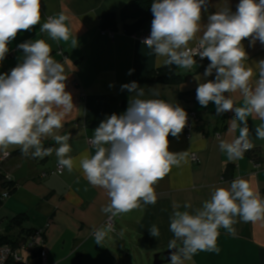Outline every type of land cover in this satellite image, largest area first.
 <instances>
[{
    "label": "crops",
    "instance_id": "1",
    "mask_svg": "<svg viewBox=\"0 0 264 264\" xmlns=\"http://www.w3.org/2000/svg\"><path fill=\"white\" fill-rule=\"evenodd\" d=\"M131 1L135 0H41V24L49 16L65 15L71 38L78 41L77 46L72 48L71 38L68 42L52 40L40 31V25H36L30 31L19 32L8 45L5 59L0 61V74L10 73L23 60L19 44L35 39L49 43L52 57L63 65L68 75L66 91L72 94L77 108L66 116L64 126L56 130V134L70 135L72 150L69 155L73 158L85 151L94 154V148L87 144L94 129L112 114L126 112L135 93L127 89L122 91L124 84L135 81L144 89L142 99H164L181 106L188 116L196 114L191 120L189 136L185 126L178 138L168 137L169 151L187 154L154 185L157 202L154 205L141 203L136 209L116 215L114 230L107 231L102 245L95 243L93 234L98 228L105 229L108 214L101 209L109 200L104 189L92 186L85 179L78 160L72 172L63 168L58 174L54 151L43 158H33L30 153L24 155L14 146L0 151V156L10 153L1 164L0 175L7 174L13 179L10 186L0 181V192H4L5 187L12 188L11 195L0 205V238L22 241L28 232L49 225L45 233L48 264H153L155 255L163 259L170 250L168 244L173 234L169 225L174 204H180L181 211L194 212L202 207L203 201L210 199L215 188L228 187L236 178L246 179L253 190L264 197V169L259 172L253 169L254 159H264V140L255 136V127L261 121L249 117L253 152L242 159L229 160L221 152L219 141H230L239 135L238 130L229 133V120L234 112L217 114L214 103L203 107L196 99L198 83L215 79V72L212 76L203 75L210 61L207 58H204L205 63L198 60L191 70L177 67L175 72L182 75L180 80L172 84L160 82L155 74L166 66H158L156 55L137 37L151 32L152 21L139 32L128 34L119 20L120 11ZM221 2L209 0L202 16L203 24H207V16L214 13ZM226 2L235 12L239 0ZM109 14H116L118 18L114 38L107 34L112 29L103 28V18ZM242 43L248 57L245 64L253 67L255 80L258 78L255 63L264 59V45L258 40L250 44L249 39ZM60 50L66 56L63 63ZM200 63L205 66L200 67ZM129 70H134L131 75ZM196 75L201 76L199 82L194 78ZM153 90L158 95H152ZM232 96L239 106L242 103L240 94ZM42 144L45 148L59 147L51 137L43 139ZM192 154L198 156V162L191 161ZM185 202L192 207L184 209ZM236 220L235 234L230 235L220 228L218 254L199 252L188 264H264V219L246 223L238 217ZM153 224L159 228V237L149 233Z\"/></svg>",
    "mask_w": 264,
    "mask_h": 264
},
{
    "label": "clouds",
    "instance_id": "2",
    "mask_svg": "<svg viewBox=\"0 0 264 264\" xmlns=\"http://www.w3.org/2000/svg\"><path fill=\"white\" fill-rule=\"evenodd\" d=\"M209 0H154L151 4L153 20L150 35L142 43L157 57L158 66L175 65L191 70L196 56L210 63L203 75L215 79L198 83L196 99L203 107L214 103L217 114L234 112L229 120V133L237 130L232 140L221 139L219 148L229 160L242 159L253 147L250 140L249 117L261 123L255 136L264 140V59L255 63L258 78L242 41L250 44L258 40L264 45V0H239L232 12L226 0L207 16ZM41 0H0V61L9 52L8 45L21 31L40 25L54 41L68 42L71 32L66 16H49L41 24ZM77 39L71 38L72 48ZM195 44V47H191ZM24 56L21 63L0 74V151L19 147L24 155L43 158L57 157L58 165L73 171L78 160L85 179L94 187L106 191L109 203L102 207L105 214L116 216L144 205H154L157 194L154 185L164 178L173 166L184 160L187 152L169 151L168 137H179L188 120L187 112L178 104L164 99H142L143 88L133 81L121 86L135 95L121 115L112 114L93 131L90 144L94 154L85 151L77 158L69 155L70 135L56 134L64 126L66 116L76 110L72 94L66 91L63 65L51 55V46L44 39L29 40L18 45ZM134 70H129V75ZM198 82L200 75L194 77ZM111 87V85H110ZM228 93L229 95H225ZM239 93L242 103L232 94ZM152 95H158L156 90ZM51 137L59 145L45 148L42 140ZM191 203L185 202L184 209ZM169 230L170 264H188L199 252L219 253L217 246L220 228L235 234L238 217L242 222L264 219V197L254 191L244 178L232 180L228 187L215 188L211 197L194 212L179 210L173 205ZM111 229L98 228L95 243L102 245ZM153 237H159L157 225L149 227Z\"/></svg>",
    "mask_w": 264,
    "mask_h": 264
},
{
    "label": "built area",
    "instance_id": "3",
    "mask_svg": "<svg viewBox=\"0 0 264 264\" xmlns=\"http://www.w3.org/2000/svg\"><path fill=\"white\" fill-rule=\"evenodd\" d=\"M111 38H114V32L109 31L107 33ZM150 35L149 33H141V35L137 36L138 39L142 42L145 38ZM62 57V63L65 62L66 56L63 51H59ZM196 60H199L200 57L196 56ZM85 93L81 91V97H84ZM195 113H190L188 116L187 124H186V131L187 136L190 135L192 129V118H195ZM91 139H87V144L89 147H93L90 144ZM253 152L252 148L247 150L244 155L251 154ZM10 157V153H3L0 156V170L1 164L6 161ZM192 162H198L199 158L196 154L191 155ZM253 169L255 172H259L264 169V159L263 160H253ZM63 168L59 165L56 168V173L61 174ZM1 172V171H0ZM45 174H42V177H45ZM13 179L7 175H3V182L6 184H12ZM11 195L10 189H5L2 192L1 199L4 201ZM116 224V216H112L110 213L107 215L106 220L104 222L105 229H111L110 231L114 230ZM49 225H46L44 228L36 229L33 231L32 234L28 236V238L18 244L17 246L13 245H3L0 246V264H48V256L47 250L45 248L46 245V230L48 229Z\"/></svg>",
    "mask_w": 264,
    "mask_h": 264
},
{
    "label": "trees",
    "instance_id": "4",
    "mask_svg": "<svg viewBox=\"0 0 264 264\" xmlns=\"http://www.w3.org/2000/svg\"><path fill=\"white\" fill-rule=\"evenodd\" d=\"M154 0H135L131 1L127 4L119 13V20L121 21L123 28L126 33L132 34L134 32H139L140 30L144 29L145 26L153 20V14L151 12V4ZM118 18L116 14H109L103 18V28L112 29L113 32L116 31L118 25ZM198 61V60H196ZM202 63H205V59H199ZM198 61V62H199ZM204 61V62H203ZM208 62V61H207ZM201 64V63H200ZM204 64H201L200 67H204ZM177 66L171 65L166 66L165 68L161 69L155 75L158 77L160 82L166 84H172L181 79V74H176ZM200 69V68H198ZM0 181H3V176L0 175ZM10 186V184H6ZM4 189L12 188L5 187ZM2 192H0V205L2 204L1 199ZM33 231H30L26 234L25 239L22 241L15 242L13 240H7V238H0V246L9 244L13 246H17L21 242L25 241Z\"/></svg>",
    "mask_w": 264,
    "mask_h": 264
},
{
    "label": "water",
    "instance_id": "5",
    "mask_svg": "<svg viewBox=\"0 0 264 264\" xmlns=\"http://www.w3.org/2000/svg\"><path fill=\"white\" fill-rule=\"evenodd\" d=\"M174 251V249L172 250H168L163 256V259L161 258V255L157 254L155 255V261L154 264H166L170 262V252Z\"/></svg>",
    "mask_w": 264,
    "mask_h": 264
},
{
    "label": "rangeland",
    "instance_id": "6",
    "mask_svg": "<svg viewBox=\"0 0 264 264\" xmlns=\"http://www.w3.org/2000/svg\"><path fill=\"white\" fill-rule=\"evenodd\" d=\"M154 264V263H153Z\"/></svg>",
    "mask_w": 264,
    "mask_h": 264
}]
</instances>
